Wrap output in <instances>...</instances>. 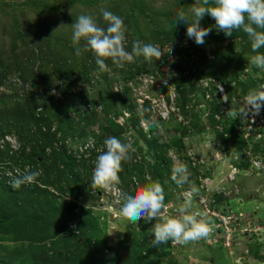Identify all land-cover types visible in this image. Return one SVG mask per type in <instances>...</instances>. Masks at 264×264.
I'll list each match as a JSON object with an SVG mask.
<instances>
[{"label":"rangeland","instance_id":"374dc122","mask_svg":"<svg viewBox=\"0 0 264 264\" xmlns=\"http://www.w3.org/2000/svg\"><path fill=\"white\" fill-rule=\"evenodd\" d=\"M40 1L45 2L43 4L58 7L54 9L42 7L39 9L35 0H0V64L2 63L1 65L6 67L7 70L4 76L6 79H3L4 83L0 81V106L6 105L11 108L13 104L21 103L26 97L32 96L42 102L41 106L44 110L43 103L46 101L50 103V95L56 102L51 104L47 109L49 121L45 123V126L51 128V126L55 125L59 129L57 120L65 118L69 108L65 104H60V101H65L66 98L59 100L56 98V92L58 91L53 92L51 88L59 86L62 79L69 80V82H62V85H64L63 93L65 94V89L73 85V80H79L88 74L93 75V73H97L101 77V81L98 84L97 91L94 93L96 94V98L102 100L104 99V94H113L111 102L108 104V110L112 113L120 110L124 105L118 102L119 99L114 98L117 94L111 91V84H113L117 76L128 73L127 71L130 68L136 67L135 65L141 67L146 61L144 57L134 56V60L126 63L123 69L117 68L112 62H106L109 70L101 71L95 62L96 57L91 51H83L80 56H77L76 48L72 44L73 28L71 24L74 23L76 17L82 14L91 15L101 27L106 28L107 22L103 20L101 9L108 10L123 18L124 24L127 27L125 33L126 50L129 52L132 51L134 41L149 42L148 38L150 37V42L160 45L162 49L167 44H172L173 49L179 55H188L193 52L201 56V59L196 62V71L194 73L192 71V75L196 76L198 85H195L194 90L191 89L186 91V93L184 92L188 97L185 103L181 102V93L177 89L178 104L180 103V110L185 122L184 120H175L176 118L174 117L172 120H167L168 118L165 117L163 110L160 109V105H156L155 102L146 103L151 107V115L148 120L140 114L145 106L142 108L140 103L135 102L136 108H133V111H135L137 116H142L139 118V126L135 127L132 122L131 127L130 123L122 126L124 128V136L131 138L133 142V148L135 149L133 151L135 154L134 161L137 164H145L146 168L150 166V163H152L151 157L155 154L153 149L149 150L151 141L157 144L168 145V156L173 150L175 154L179 151L178 153L183 154L184 158H189V155L188 157L186 156L188 152H191L198 162V167L192 170L191 174H200L202 177L200 183H204L207 186L208 193L214 192L216 189L221 188L222 185H225V190L229 192L230 196L227 202L235 210L254 212V218L262 220V223L264 222V176L259 177L256 174L249 173L244 175V171H241L236 174L237 178L234 179V183H228L229 170L231 169L230 164L236 165L237 169L241 170L240 164L242 162L246 164L244 168L248 167L247 165L251 163V160L264 152L263 150L260 153V150H262L260 149V143L251 139L240 156V153L236 150V145L233 144L228 135L234 130L233 134L243 139L240 129L233 128V125L236 127L241 123L242 118L234 119L227 115V111L232 107L233 101H236L238 105L243 100L247 95L243 91L247 88L248 84H253L255 81H261V84H264V71L254 67L250 63V58L256 53L251 50H245V45L241 38L227 39L224 43L215 39L209 44L204 43L203 45H197L193 39H189L186 35L187 25L179 23L175 26V22L179 11L184 10L190 13L194 0H141L140 7L138 8L136 5L133 10H131L129 2H136V0ZM137 1L140 2V0ZM214 24V19L207 14L201 20L202 27H209ZM155 30H159L165 34L166 40L165 38H159L162 33L158 34ZM212 30L217 31L214 27ZM83 45L84 42L82 40L79 46L83 48ZM229 46H233L235 49L232 54L227 55H230L232 58L235 57V53H240L245 58L242 66L237 70L232 68L226 76L225 81L220 80L214 75L202 77H212L218 82L208 81L209 85L206 86L204 83L205 79L199 81L200 70L206 69L208 64L214 61L221 52H227ZM202 54L205 56V61L202 58ZM181 59L174 64V75L168 76L171 86L174 84L177 86L176 76L183 79L186 78L191 83L193 82L192 75L183 74L185 63L188 65V62L185 60V57ZM176 65H179L181 75L177 71ZM232 65L234 67L236 63L233 62ZM75 75H77V78L73 79ZM140 82V78L137 77V83H139L136 84L137 92H139ZM228 84L235 90L232 96L229 95ZM220 86L224 87V96L221 94ZM46 87L49 90V95L46 92ZM255 87V85L251 86L252 89H255ZM41 88H43V91H38ZM128 90L131 91V89ZM132 91L134 90L132 89ZM156 95L155 93V98L157 97ZM225 97L227 98V103L224 102ZM132 99L136 100V97L133 96ZM215 105L217 107L214 113L216 122L210 116L212 114V107ZM261 109L264 110V107ZM103 113L101 114L102 116ZM215 114L219 115V119L215 117ZM142 120H145L147 123L141 124ZM153 120L158 123V127L149 126ZM87 131L86 129L85 131L79 130L76 132L78 138H74L73 140L80 144V136H86ZM7 133L16 134L20 139L18 133L15 131ZM7 133L1 134L0 138ZM219 133L223 134L222 139L224 140L220 139ZM108 137H111V135L104 137L103 140ZM173 138L181 140L183 148L181 145V148L174 146ZM20 141L22 142L21 139ZM223 141H226L228 148L225 147ZM71 142L72 140L69 143L63 142L60 146L67 154V144L69 146ZM25 145L26 147L23 151L30 152L31 144ZM50 149H52V146L46 147L47 154L52 153ZM76 160L78 162L81 161V159L77 158ZM174 164L171 161V166H174ZM49 166L51 165L49 164ZM93 169L94 165L92 166V174ZM86 178V182L80 184L76 195H66L65 193H61L57 186H47L50 191L56 194L58 200H66L71 207H75V211L85 213L90 210L92 216L99 218L101 227L97 228L95 240H98L103 247L107 248L106 252L109 256L116 254V246L120 244L121 240L125 239L128 232L140 234L144 229L143 225L152 224L153 228L154 224L159 222L158 220L146 222L141 219L138 223L133 224L125 220L120 215V204L117 203L116 193L101 190L98 195V189L92 187V175L88 174ZM135 180H137L136 177ZM172 180L171 174L167 179V183L170 189L173 188L171 192L174 199L164 202L165 206L161 215H178L176 209L183 203V201L179 200L178 189L181 191V189L185 190V188L172 186ZM192 181L196 184L195 178ZM119 186L117 185L119 189L124 190L121 184ZM139 187H141L140 184ZM258 191L260 192L257 194ZM196 204H194L193 211L197 209ZM69 207L66 206V208ZM23 210V208L20 209L22 213ZM71 211L72 208L68 210V218L71 216ZM69 224L70 228H76V234L80 233L77 230V223L75 221L71 220ZM149 233V242L150 246H152L154 237H152L151 231ZM246 239L243 238L244 245L238 244L240 249L247 247L246 244H253ZM253 240H258L261 253L264 254V236L261 238L254 236ZM21 243V241L19 242L12 235L0 233V254H5L8 249L13 250ZM24 244H27V242H24ZM170 244L172 250L167 251L161 258L162 264H238L235 262H237L236 259L239 258V254H241L235 250L231 252L228 248L225 249V247L211 245L204 242L203 239L190 242L186 245L179 243L172 244V242ZM158 247L160 246L158 245ZM255 247V244L248 246L249 249L253 250ZM191 258L194 259L191 260ZM244 259H247L248 262L252 257H244ZM49 260L50 264H53L54 260H51V258ZM153 260L154 255H151L149 261Z\"/></svg>","mask_w":264,"mask_h":264},{"label":"trees","instance_id":"16d2710c","mask_svg":"<svg viewBox=\"0 0 264 264\" xmlns=\"http://www.w3.org/2000/svg\"><path fill=\"white\" fill-rule=\"evenodd\" d=\"M35 3L39 9L42 7L49 9L58 7L43 4L45 2L40 0H35ZM129 4L131 10H133L136 5L138 8L140 7L141 0L140 2L137 0L136 2L130 1ZM155 31L158 34L162 33L159 30ZM236 37L241 38L245 45V50H251V42L243 31H234L232 36L228 37L222 31L215 32L212 30L210 35L205 38V44H209L215 39L224 43L225 40ZM159 38H165L166 40V35L162 33ZM234 49L235 47L229 46L227 52H221L214 61L208 64L206 69L200 70L199 76L214 75L220 80L225 81L230 70L232 68L234 70L240 68L245 59L240 53H235V57L232 58L230 55H227L232 54ZM260 51L264 52V49ZM202 58L205 61L203 54ZM105 62L112 61L109 59ZM233 62L236 63L234 67L232 65ZM1 64L0 81H3V79H6L4 76L7 70ZM176 68L181 75L179 65H176ZM175 79L181 93L180 100L182 103H185L188 98L185 94L186 91L194 90L195 84H192L186 78L183 79L176 76ZM260 84L261 81L248 84L249 86L247 85L243 93H248L253 85L256 86L255 88H258ZM227 88L229 95L232 96L235 90L230 84L227 85ZM46 92L49 95L47 87ZM111 96L113 94H104V99H102L105 103L103 113L105 117L101 115L102 113L100 114L95 111L78 114L76 102L79 99L71 93L69 87L66 89V100L60 101V104H65L69 109L65 118L57 120L59 129L67 136L74 135L79 130L85 131L90 125L98 124L100 130L98 136L101 141H103L104 137L110 135L121 139L126 137L123 134L124 128L109 116L108 104L111 102ZM114 98L119 99L118 102L120 104L122 103L132 111L131 122L135 127L139 126L140 117L143 116L148 120L150 119L151 107L149 104H145V107L142 109L140 113L142 116L136 115L135 111H133V108H136L135 102L129 91L115 95ZM49 99L50 103H47V101L43 103L44 110L40 118L36 117L35 112L36 108L42 105V102L32 96L26 97L21 103L13 104L11 108L6 105L0 106V114H4L3 116L0 115V135L11 131L17 132L24 145L31 144L30 152L23 151L21 153V161L24 163H34L37 169L40 168L42 170V175L38 177L40 184L37 182L35 184L22 185L18 190H13L0 179V233L12 235L16 240L22 242L13 250L8 249L5 254H0V264H50V258L54 260L53 264H162L161 258L167 251L172 250V246L170 241L158 244L160 247L158 245L153 246V248L150 246L149 232L151 231L153 234L152 224L143 225L144 229L140 234H133L127 231L125 239L121 240L120 244L115 248L116 254L109 256L106 252L107 248L103 247L98 240H95L97 228L101 227L99 218L92 216L90 210L85 213L75 211L74 206L71 207L66 200H58L56 194L49 190L47 185H52L57 186L61 193L76 195L80 184L86 182V176L88 174L92 175L93 166L92 157H83L78 162L76 157L68 155L61 147H55L56 134L52 133L50 128L46 131L42 130V125H45L49 121L47 109L51 104L56 102L50 95ZM216 110L217 107L215 105L212 107V114L210 115L215 122L214 113ZM34 126H36L35 130H33ZM233 128H235L234 125ZM233 133L234 130L228 135L233 144L236 145V150L241 156L246 147V141ZM219 136L222 139L223 134L219 133ZM172 141L176 147L183 146L179 139L173 138ZM223 143L228 148L226 141H223ZM47 146H52L51 154H47ZM167 148L168 145L166 144H157L154 141L150 142L149 150L153 149L155 154L151 157L152 163H150L148 168L145 167V164H137L134 161V152L130 151V158L122 161L121 171L118 173L120 184L124 187V191L138 189L139 184L143 186L150 182L159 181L164 188L165 201L173 200L174 196L171 192L173 188L170 189L167 183V179L172 173L171 159L167 154ZM6 156H10L12 159L19 157L10 155L8 151L0 149V160ZM242 164L246 165L244 162ZM195 174H191V181L193 178H197L198 173ZM135 177L137 180H135ZM172 182V186L177 185L174 180ZM100 191L99 189L97 190L98 195ZM216 196L218 200L224 199L223 194L218 193ZM66 206L70 207L66 208ZM22 208L24 209L23 213L20 211ZM71 208V216L68 218V210H71ZM71 220L77 223L76 227L80 232L79 234H76V228H70L69 221ZM24 242H27V244H24ZM236 249L243 254L249 252L253 257L259 256L257 249L250 251L246 248L240 249L237 247ZM151 255H154L153 261H149Z\"/></svg>","mask_w":264,"mask_h":264},{"label":"clouds","instance_id":"9594fccd","mask_svg":"<svg viewBox=\"0 0 264 264\" xmlns=\"http://www.w3.org/2000/svg\"><path fill=\"white\" fill-rule=\"evenodd\" d=\"M101 13L103 20L107 22L106 28L101 27L91 15L83 14L76 17L71 24L72 44L76 48V55L80 56L83 51H91L101 71L109 70L105 62L109 59L117 68L123 69L126 63L134 60V56H143L145 60L151 61L153 58L160 60L166 53L171 55L173 50L171 45L162 49L160 45L150 42V37L149 42L134 41L132 51H127L125 35L127 27L123 18L105 9H101ZM206 14L214 19L213 26H201V20ZM179 23L187 25L186 35L197 45L205 43V38L210 35L213 27L228 37H231L234 31H243L251 42L252 52L256 53L250 58V63L264 71V52L260 51L264 49V0H194L190 13L184 10L177 13L175 26ZM82 40L83 48L79 46ZM161 81L167 83V80L161 79ZM262 107H264V84L249 90L238 105L236 101H233L227 115L234 119H246L251 113L254 118L260 114ZM149 126L158 127L159 125L153 120ZM89 143L90 146H95L94 141ZM104 145L106 151H100L94 162L92 187L115 192L117 203L120 204V215L125 220L133 224L141 219L146 222L158 220L159 222L153 227L152 246L167 243L170 240L186 245L210 236L214 231L211 219L203 212L193 211L194 198L200 190L195 182L190 180L191 172L186 163H175L172 170V179L177 186L189 185L188 190L183 193V203L176 209L178 215H161L165 206V192L159 181L150 182L130 191L117 187L120 183L118 173L121 171L122 161L130 158V151H135L131 138L121 139L111 136L105 139ZM41 175L42 170L25 168L23 173L17 170L16 176L11 178L9 185L13 190H18L22 185L37 183ZM249 241L253 243L251 245H256L254 250H258L259 256L253 257L249 252L247 254L240 252L241 263L264 264V254L261 253L258 240ZM251 245L246 244L247 247L243 248L248 251L253 250L248 248ZM237 247L239 245L235 246V251ZM250 256L252 259L247 262L244 257Z\"/></svg>","mask_w":264,"mask_h":264},{"label":"built area","instance_id":"2783aa9c","mask_svg":"<svg viewBox=\"0 0 264 264\" xmlns=\"http://www.w3.org/2000/svg\"><path fill=\"white\" fill-rule=\"evenodd\" d=\"M172 46V44H167L165 46ZM173 49V46H172ZM188 62L185 63L183 74L192 75L196 71V62L201 59V56L197 53L191 52L188 55L182 54L179 55L174 49L172 50L171 55L165 54L160 60H155L153 58L151 61L146 60L144 64L140 66L135 65L136 67L130 68L126 73L114 79L113 84H111V88L113 92L117 95L125 93V91H129L131 89L132 97L135 96L136 100L134 102L140 103L143 108L146 103L155 102L156 105H160V109L163 110L165 117L167 120H172V118H176L175 120L183 121V115L181 112V106L178 97V86L170 85L168 80V76H172L175 73L174 64L180 58ZM170 59V60H169ZM181 59V60H182ZM184 60V61H185ZM173 66V67H172ZM121 74V73H120ZM136 74V75H135ZM137 77L140 78V86L139 92L136 91ZM193 82L192 84L198 85V81L196 76L192 75ZM77 78V75L73 77V79ZM161 79L167 80V83L161 81ZM206 80L204 83L206 86L209 85L208 81H215L214 78H199V81ZM171 80V79H170ZM74 83L70 86L71 93L78 97L77 100V111L78 114H84L86 112L95 111L97 113H103L105 103L103 100L96 98L97 87L99 82L101 81V77L97 73H93V75H87L84 78L79 80H73ZM62 82H69V80L62 79L60 81V85L56 87H52L51 90L56 92L59 100H64L66 98V92L63 93L64 85ZM218 83L217 81H215ZM68 89V88H66ZM65 89V91H66ZM132 89L135 91H132ZM221 94L225 95V90L223 86H220ZM38 91H43V88L38 89ZM157 94L156 98L154 94ZM84 95V98H83ZM209 96V95H208ZM219 98V97H218ZM224 99V98H223ZM224 102L227 103V98L225 97ZM36 117L40 118L43 114V107L39 105L36 108ZM110 118H112L117 124L121 126L131 125L132 111L128 109L126 106H122L120 110H116L115 113L110 112ZM215 117L219 119V115L215 114ZM185 122V120H184ZM147 122L144 120L141 121V124H146ZM240 124V125H239ZM235 128L240 129L242 138L246 141V143H250V140H254L255 142L260 143V153L264 150V110L261 109L260 114L256 115L254 118L251 113H249L248 118L241 119V123H239ZM244 125V126H243ZM42 130L46 131L49 128L45 125H42ZM36 129L34 126L33 130ZM87 134L80 136V144L73 139H77L78 135L75 133L74 135L65 136L62 130L58 129L57 126L53 125L50 128L52 133L56 134L57 141H55V147L59 148L63 142L69 143L71 140V144L68 146L67 151L69 155H73L77 159H82L83 157L91 158L92 163L94 165L95 159L100 151H105L104 141H101L99 138L100 130L98 128V124L90 125L87 128ZM254 136V137H253ZM85 140V141H84ZM90 141L95 142V146H90ZM25 148L23 142L20 141L16 134H5L0 138V149L8 151L10 155H16V159H12L10 156H6L4 159L0 160V179L5 182L8 186L12 177L16 176L17 170L23 173L25 168H29L31 170H41L37 169L35 164L33 163H24L20 159L21 152ZM52 151V149H50ZM93 151H95L93 156ZM179 152V151H178ZM174 153L173 150L170 152V159L174 163L183 162L188 166L189 171L192 173V170L198 167L197 158L193 156V153L188 152L187 156L189 158H184L183 154ZM264 153V152H263ZM256 156L251 163L245 167V165L240 164L242 169H237L236 165L230 164L231 169L229 170V180L228 183H234V179L237 178V173L244 171V175L256 174L259 177L264 176V154ZM173 170V165L171 166ZM172 174V173H171ZM39 180V179H38ZM196 180V185L199 188V194L194 198V204L197 205V209L195 211L203 212L207 215L208 218L214 224V231L210 234L207 239H203L204 242L209 243L211 245H221L222 247L235 250L236 245H243V238H247L249 240H253V237L261 238L264 236V222L262 220L254 218V212H244L238 211L233 208V206L228 203L229 192L226 191L225 185H222L221 188L216 189L214 192L208 193V188L204 183H200L202 177L198 174ZM38 182V181H37ZM40 184V182H38ZM120 184V183H119ZM118 184V186H119ZM177 186V185H175ZM188 184L183 185L182 188L185 190H179V198L183 201V193L188 190ZM178 187V186H177ZM120 188V186H119ZM182 192V194H181ZM115 193V192H114ZM223 194V200H218L216 194ZM264 197V196H263ZM174 244L175 242L170 240V243ZM242 257L240 256L236 259L237 263H241Z\"/></svg>","mask_w":264,"mask_h":264},{"label":"flooded vegetation","instance_id":"af4514ba","mask_svg":"<svg viewBox=\"0 0 264 264\" xmlns=\"http://www.w3.org/2000/svg\"><path fill=\"white\" fill-rule=\"evenodd\" d=\"M248 145V143H246V146ZM251 197H252V195H251Z\"/></svg>","mask_w":264,"mask_h":264},{"label":"water","instance_id":"95a60500","mask_svg":"<svg viewBox=\"0 0 264 264\" xmlns=\"http://www.w3.org/2000/svg\"><path fill=\"white\" fill-rule=\"evenodd\" d=\"M194 259V258H191V260Z\"/></svg>","mask_w":264,"mask_h":264},{"label":"crops","instance_id":"0c3cea01","mask_svg":"<svg viewBox=\"0 0 264 264\" xmlns=\"http://www.w3.org/2000/svg\"><path fill=\"white\" fill-rule=\"evenodd\" d=\"M238 248H240V247H238ZM238 251V250H237Z\"/></svg>","mask_w":264,"mask_h":264}]
</instances>
